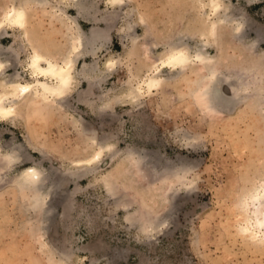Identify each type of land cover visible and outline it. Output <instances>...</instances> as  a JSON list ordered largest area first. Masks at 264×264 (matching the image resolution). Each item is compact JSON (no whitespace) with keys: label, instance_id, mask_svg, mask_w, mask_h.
<instances>
[{"label":"rangeland","instance_id":"rangeland-1","mask_svg":"<svg viewBox=\"0 0 264 264\" xmlns=\"http://www.w3.org/2000/svg\"><path fill=\"white\" fill-rule=\"evenodd\" d=\"M13 1L0 0V14ZM223 2L244 32L220 28L208 47L213 68L250 74L247 99L232 107L197 95L209 72L197 61L152 90L144 84L171 41L206 30L198 0H81V11L32 2L31 45L17 27L1 33L0 49L13 53L5 74L22 82L32 80V44L68 45L70 16L76 32L98 29L104 38L77 61L76 86L63 100L0 120V144L22 153L0 172V264H264V240L246 231L244 203L264 182V95L256 93L264 89V0ZM129 84L144 86L139 100L123 95ZM92 138L112 147L89 166L72 165L94 154ZM32 165L54 175L43 203L35 201L41 191L15 182Z\"/></svg>","mask_w":264,"mask_h":264},{"label":"bare ground","instance_id":"bare-ground-1","mask_svg":"<svg viewBox=\"0 0 264 264\" xmlns=\"http://www.w3.org/2000/svg\"><path fill=\"white\" fill-rule=\"evenodd\" d=\"M106 1L109 5L115 7L125 3V0ZM198 1L204 11L203 17H207L204 18L205 20L202 18V22L205 21L207 25L206 30L194 36L185 32V34L179 36V38L171 42L169 41L170 43L168 46L164 48L165 51L160 54V59H158L159 62L154 65L152 64L153 66L145 72L144 84L148 91L152 90L164 81L163 79H165L167 73H173L174 76H177L183 73V70L190 67L193 62L197 61L204 64L209 69L208 74L202 79L203 82L208 81V83L205 84L202 89L200 88L201 90H196L197 95L200 98L205 96L207 99H211L213 104L215 103L222 107H232L240 104L248 96L250 84L248 82V76H250V74L238 73L233 74V77H226L222 72L213 68V63L216 61L217 55H213L208 47L214 42L216 44L219 37V30L222 26H232L233 32L241 37L244 32V23L232 18L233 14L223 0ZM32 2H37L41 5L45 4V0H14L11 6L1 11L0 35L6 28L17 27L20 30V37L23 38L28 45H31L30 35L27 31V17L29 4ZM61 2L60 6L73 5L81 11V0H61ZM189 15L191 14L189 13ZM67 19L69 21H66L69 27V40L67 39L68 45L66 47L58 50H51L43 46H34L32 44V49L27 57L26 65L27 71L32 77L30 82H22L17 76L7 78L8 76L5 74V69L13 53H11V50L8 48L0 49V120H11L17 117L22 113L24 108L33 102H47L50 100H53V102H60L76 86L77 61L87 53H94L98 47L97 41L103 40L104 34L98 31V29H92L89 34L83 33V31L76 32V27L72 24L77 22L76 19L72 16ZM143 20L140 14L139 22ZM195 21H198L197 18ZM46 47L49 46L46 45ZM114 65V58H108L106 61L100 63L99 71L109 70ZM143 87L144 86L129 84L123 90V95L130 100H139L143 94ZM256 93L264 95L263 87L257 88ZM112 101V97L107 98L102 103L101 107L107 108ZM91 142L94 146V154H90L84 159L73 161L71 162L72 165H76L77 167L89 166L94 163L104 151L112 147L111 144H101L94 138H92ZM20 149L21 148L17 146L8 150L0 144V172L2 170H8L19 161L22 156ZM53 176L52 172H44L39 166L32 165L21 170L17 177H15V182L18 186L41 191L42 195L37 194L35 201H42L43 203L45 201L43 190L48 197L54 187L55 180ZM244 203L246 207H248L247 209L250 213L249 219L245 225L246 231L250 233L251 237L257 240H264V182L259 186L253 187L246 196Z\"/></svg>","mask_w":264,"mask_h":264}]
</instances>
